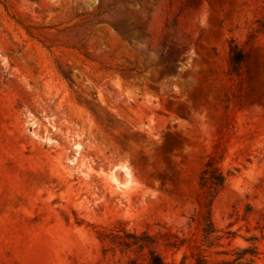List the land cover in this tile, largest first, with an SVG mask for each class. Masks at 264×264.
I'll list each match as a JSON object with an SVG mask.
<instances>
[{"label": "rangeland", "instance_id": "374dc122", "mask_svg": "<svg viewBox=\"0 0 264 264\" xmlns=\"http://www.w3.org/2000/svg\"><path fill=\"white\" fill-rule=\"evenodd\" d=\"M259 19L264 0H0V264H150L145 234L167 263L264 264Z\"/></svg>", "mask_w": 264, "mask_h": 264}, {"label": "trees", "instance_id": "16d2710c", "mask_svg": "<svg viewBox=\"0 0 264 264\" xmlns=\"http://www.w3.org/2000/svg\"><path fill=\"white\" fill-rule=\"evenodd\" d=\"M258 27L255 30V33H264V19H259L257 21ZM250 37H255L254 34ZM247 61V54L232 41L230 46V74L239 76L242 73L244 64ZM218 161L216 157H211L205 165V168L202 172L201 185L209 189L211 196L217 195V193L225 186L227 181V175H225L220 167L217 165ZM205 222L204 232L206 237L214 234L216 232L214 223L211 219L210 211H207L203 215ZM134 239L132 245L138 246L140 249H149L150 254V264H177V263H167L164 259L156 253L155 249L152 247L154 240L152 241L151 237L146 234L143 236L131 235ZM256 251L254 248L248 247L245 249H240L236 252L237 258L234 260L235 264H254V259L256 256ZM178 264H208L207 260L204 257H199L195 262L188 263L186 259H183ZM232 264V263H229Z\"/></svg>", "mask_w": 264, "mask_h": 264}, {"label": "bare ground", "instance_id": "6f19581e", "mask_svg": "<svg viewBox=\"0 0 264 264\" xmlns=\"http://www.w3.org/2000/svg\"><path fill=\"white\" fill-rule=\"evenodd\" d=\"M73 163L75 164V160L73 161ZM130 172L127 170V173H126V176L124 178H121L119 176L118 173H116V171L112 172L110 178H111V181L112 183L119 187V188H124L127 186L128 182H129V178H130Z\"/></svg>", "mask_w": 264, "mask_h": 264}]
</instances>
